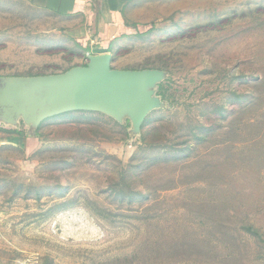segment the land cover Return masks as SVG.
<instances>
[{
	"label": "rangeland",
	"instance_id": "374dc122",
	"mask_svg": "<svg viewBox=\"0 0 264 264\" xmlns=\"http://www.w3.org/2000/svg\"><path fill=\"white\" fill-rule=\"evenodd\" d=\"M162 7L111 54L164 73L138 132L71 112L0 145V264H264V0ZM57 25L0 0V79L86 65Z\"/></svg>",
	"mask_w": 264,
	"mask_h": 264
},
{
	"label": "water",
	"instance_id": "95a60500",
	"mask_svg": "<svg viewBox=\"0 0 264 264\" xmlns=\"http://www.w3.org/2000/svg\"><path fill=\"white\" fill-rule=\"evenodd\" d=\"M84 66L63 73L0 79V122L22 123L34 132L44 120L71 112H95L138 132L147 115L161 105L155 89L160 70H117L111 54L89 55Z\"/></svg>",
	"mask_w": 264,
	"mask_h": 264
},
{
	"label": "crops",
	"instance_id": "0c3cea01",
	"mask_svg": "<svg viewBox=\"0 0 264 264\" xmlns=\"http://www.w3.org/2000/svg\"><path fill=\"white\" fill-rule=\"evenodd\" d=\"M57 22V28L85 54H112L138 33L155 28L163 14L164 0H30ZM158 2V5L150 4ZM56 28V29H57ZM151 29L152 32L153 30ZM24 124L8 126L0 122V145L29 151L36 139Z\"/></svg>",
	"mask_w": 264,
	"mask_h": 264
},
{
	"label": "trees",
	"instance_id": "16d2710c",
	"mask_svg": "<svg viewBox=\"0 0 264 264\" xmlns=\"http://www.w3.org/2000/svg\"><path fill=\"white\" fill-rule=\"evenodd\" d=\"M151 29H152V28H151ZM151 29H150L149 31H151ZM147 31H148V30H147ZM147 31H143V32H142V33H140V34L138 33V35H139V36H142V34H145V33H147ZM149 31H148V32H149Z\"/></svg>",
	"mask_w": 264,
	"mask_h": 264
},
{
	"label": "built area",
	"instance_id": "2783aa9c",
	"mask_svg": "<svg viewBox=\"0 0 264 264\" xmlns=\"http://www.w3.org/2000/svg\"><path fill=\"white\" fill-rule=\"evenodd\" d=\"M88 56H89V54L86 55V58H88ZM86 58H85V59H86Z\"/></svg>",
	"mask_w": 264,
	"mask_h": 264
}]
</instances>
